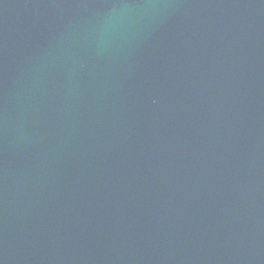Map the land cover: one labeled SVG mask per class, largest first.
Instances as JSON below:
<instances>
[{"label": "water", "instance_id": "95a60500", "mask_svg": "<svg viewBox=\"0 0 264 264\" xmlns=\"http://www.w3.org/2000/svg\"><path fill=\"white\" fill-rule=\"evenodd\" d=\"M0 264H264V0H0Z\"/></svg>", "mask_w": 264, "mask_h": 264}]
</instances>
